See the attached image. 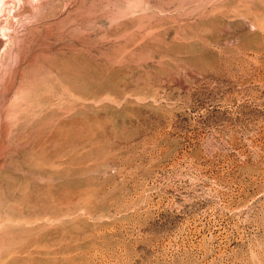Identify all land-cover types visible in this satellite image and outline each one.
Wrapping results in <instances>:
<instances>
[{"label": "rangeland", "instance_id": "obj_1", "mask_svg": "<svg viewBox=\"0 0 264 264\" xmlns=\"http://www.w3.org/2000/svg\"><path fill=\"white\" fill-rule=\"evenodd\" d=\"M0 264H264V0H0Z\"/></svg>", "mask_w": 264, "mask_h": 264}]
</instances>
